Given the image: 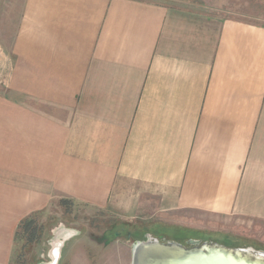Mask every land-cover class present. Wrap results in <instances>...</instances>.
<instances>
[{
	"label": "crops",
	"instance_id": "0c3cea01",
	"mask_svg": "<svg viewBox=\"0 0 264 264\" xmlns=\"http://www.w3.org/2000/svg\"><path fill=\"white\" fill-rule=\"evenodd\" d=\"M191 1L10 0L0 264L62 200L264 249V25Z\"/></svg>",
	"mask_w": 264,
	"mask_h": 264
},
{
	"label": "rangeland",
	"instance_id": "374dc122",
	"mask_svg": "<svg viewBox=\"0 0 264 264\" xmlns=\"http://www.w3.org/2000/svg\"><path fill=\"white\" fill-rule=\"evenodd\" d=\"M191 6L197 7L200 12L218 17L244 19L264 25V0H192ZM20 8L21 5L13 6L10 0H0V64L3 65L0 67V80L6 76L7 47L11 44ZM7 33L8 38L5 35ZM38 222L42 225L40 238L28 244H25L24 237L18 239L10 264L48 263L51 241L59 235H64V245L58 264H109V259L113 257L115 259L124 257L125 264H129L133 240L141 239L146 234L164 236L166 240H174L171 239L174 236L181 237L180 241L184 244L189 238H194L216 240L228 246L242 245L216 237L209 232L196 233L194 237H189L187 229L170 228L158 223L147 224L133 230L131 238H125L124 233L109 236L111 232L108 231L112 230L114 224L119 223L116 219L101 216L93 221L88 218L84 205L70 203L67 200L41 214ZM134 226L138 227V224Z\"/></svg>",
	"mask_w": 264,
	"mask_h": 264
},
{
	"label": "water",
	"instance_id": "95a60500",
	"mask_svg": "<svg viewBox=\"0 0 264 264\" xmlns=\"http://www.w3.org/2000/svg\"><path fill=\"white\" fill-rule=\"evenodd\" d=\"M64 235L51 241L49 262L58 264ZM129 264H264V249L252 245L228 246L216 240L189 238L186 243L146 234L131 244Z\"/></svg>",
	"mask_w": 264,
	"mask_h": 264
},
{
	"label": "trees",
	"instance_id": "16d2710c",
	"mask_svg": "<svg viewBox=\"0 0 264 264\" xmlns=\"http://www.w3.org/2000/svg\"><path fill=\"white\" fill-rule=\"evenodd\" d=\"M64 200H62L63 202ZM70 202V201H69ZM39 216L36 214L32 215L31 217L24 219L16 231V242L18 239H22V237L25 238V244L36 242L42 233V225L38 222ZM139 227L134 226V224L126 223V222H119L113 225V228L111 231V234L109 236H116L120 233L125 234V238H131V232L133 230L138 229ZM116 233V235H115ZM141 239H144L142 237ZM171 239L180 241L181 237H171ZM187 240L188 238H183ZM181 242V241H180ZM183 243V242H181ZM186 243V242H185Z\"/></svg>",
	"mask_w": 264,
	"mask_h": 264
},
{
	"label": "flooded vegetation",
	"instance_id": "af4514ba",
	"mask_svg": "<svg viewBox=\"0 0 264 264\" xmlns=\"http://www.w3.org/2000/svg\"><path fill=\"white\" fill-rule=\"evenodd\" d=\"M115 235H116V233H115Z\"/></svg>",
	"mask_w": 264,
	"mask_h": 264
}]
</instances>
